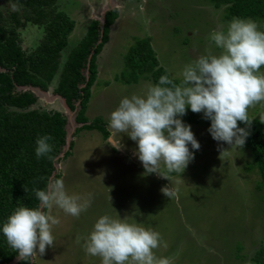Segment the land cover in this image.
<instances>
[{"label": "rangeland", "instance_id": "1", "mask_svg": "<svg viewBox=\"0 0 264 264\" xmlns=\"http://www.w3.org/2000/svg\"><path fill=\"white\" fill-rule=\"evenodd\" d=\"M11 4L0 0L2 17L21 14ZM54 7L75 24L61 51L59 70L45 92L17 89L34 93L37 99L31 110L59 112L67 119L65 146L55 157V169L69 195L91 194V204L78 218L55 205L46 210L60 221L51 229L54 246L42 256L30 257L31 264H101L100 257L85 252L83 238L103 215L126 217L129 223L158 232L167 247L161 244L154 253L170 264H264L259 255L258 263L252 262L264 250V191L248 149L214 140L202 113H194L197 123H188L184 115L181 119L191 125L201 147L193 150L189 144L194 160L181 175L170 174L168 180L155 173L146 175L134 155L136 143L108 127L109 116L123 97L144 95L148 85H154L150 76L130 85L119 81L135 40L147 37L159 66L179 80L184 66L206 55V49L220 53L209 37L214 30H226L225 7L217 8L210 0H57ZM112 9L118 11V18L97 57L96 84L84 112L89 122L100 117L107 125L110 136L104 139L96 130L77 132L80 125L73 123L74 114L54 90L68 54L91 21L102 24L103 15ZM17 33L22 49L29 53L39 46L44 29L27 23ZM126 78L132 81L129 74ZM248 115L261 122L264 101L251 106ZM221 149L227 151L220 158ZM166 185L175 190L172 198L161 192Z\"/></svg>", "mask_w": 264, "mask_h": 264}, {"label": "clouds", "instance_id": "2", "mask_svg": "<svg viewBox=\"0 0 264 264\" xmlns=\"http://www.w3.org/2000/svg\"><path fill=\"white\" fill-rule=\"evenodd\" d=\"M11 8L19 10L15 3ZM258 28L251 19L233 18L226 30L210 34V42L220 49L218 55L206 49V55L184 66L179 82L163 75L158 83L148 85L144 95L123 97L111 112L109 129L126 134L136 143L134 155L146 175L155 173L169 180L170 174L181 175L194 160L189 144L193 150H199L201 145L191 125L181 119L189 108L211 121L208 131L217 142H226L232 148L245 145L253 122L248 109L264 101V74H260L264 66V31ZM238 121L247 127H239ZM52 139L47 134L36 139L37 158L53 159V145L49 143ZM226 151L220 150V158ZM32 192L37 206L17 207L2 226L7 244L21 261L35 254L42 256L54 246L51 229L60 221L46 210L55 205L78 218L91 204V194L87 198L69 195L62 179H51L45 188L34 187ZM161 192L170 198L175 195L170 185L163 186ZM80 239L77 237L78 242ZM83 239L85 252L100 257L101 264H170L167 258L154 253L161 244L167 247L161 235L129 223L126 217L101 216Z\"/></svg>", "mask_w": 264, "mask_h": 264}, {"label": "trees", "instance_id": "3", "mask_svg": "<svg viewBox=\"0 0 264 264\" xmlns=\"http://www.w3.org/2000/svg\"><path fill=\"white\" fill-rule=\"evenodd\" d=\"M18 5L21 16L13 12L8 18L2 17L0 11V264H31L17 259V253L7 244L2 233V226L8 216L19 206L36 207L38 201L32 189L45 188L49 180L59 179L55 169V157L62 153L65 146V126L67 119L59 112H46L30 109L36 103V96L31 91L17 88H35L47 91L60 65L61 51L66 47L69 35L75 24L64 12L55 9L57 0H2ZM217 8L224 6L225 20L233 18L251 19L259 24V31H264V0H210ZM118 18V11L112 9L104 15L103 23L93 20L85 35L68 54L54 90L74 114V124L80 125L78 131L96 130L107 139L110 133L101 123L100 117L89 122L85 117L87 103L92 95L91 89L97 79V57L109 41L110 28ZM30 23L43 27L44 36L39 46L26 52L22 49L19 27ZM125 67L119 81L126 85L136 83L140 78L150 76L153 84L159 78L168 75L159 66L150 40L136 39L124 59ZM264 66L261 67V70ZM130 75L132 81L127 80ZM169 76V75H168ZM179 82V80H176ZM195 114L187 110L185 118L188 123H197ZM203 117V113H202ZM210 127L211 121L203 117ZM253 120L250 135L244 147L248 149L255 161L260 175V188L264 191V124ZM238 126L246 128L244 122ZM53 137L52 160L47 156L37 158L35 154L36 139L39 136ZM69 152L65 154L67 157ZM27 186L28 191H25ZM260 253V252H259ZM264 250L252 260L258 263Z\"/></svg>", "mask_w": 264, "mask_h": 264}, {"label": "water", "instance_id": "4", "mask_svg": "<svg viewBox=\"0 0 264 264\" xmlns=\"http://www.w3.org/2000/svg\"><path fill=\"white\" fill-rule=\"evenodd\" d=\"M17 262V261H16ZM16 262H13L12 264H16Z\"/></svg>", "mask_w": 264, "mask_h": 264}]
</instances>
